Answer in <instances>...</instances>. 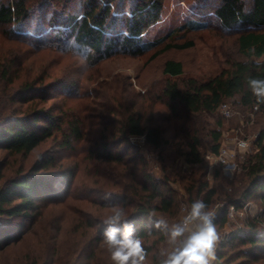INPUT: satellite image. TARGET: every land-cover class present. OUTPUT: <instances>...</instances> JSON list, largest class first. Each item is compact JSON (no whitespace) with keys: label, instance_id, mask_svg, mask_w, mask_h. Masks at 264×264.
Returning a JSON list of instances; mask_svg holds the SVG:
<instances>
[{"label":"trees","instance_id":"trees-1","mask_svg":"<svg viewBox=\"0 0 264 264\" xmlns=\"http://www.w3.org/2000/svg\"><path fill=\"white\" fill-rule=\"evenodd\" d=\"M216 1L190 0L192 15L198 20L186 31L199 32L215 25L227 36L236 35L232 54L226 53L218 70L206 75H185L182 61L168 58L162 63L160 76L139 92H131L130 101L119 97L113 102L107 97L104 130L108 132L82 150L84 159L90 161L86 170L90 181L78 180L74 169H57L51 151L41 152L26 170L12 176L4 178L0 168V253L30 237L33 241L17 258L18 264H113L103 243L105 218L86 213L79 206L71 208L69 215L72 222L85 225L82 233L86 237L81 235L79 243L75 244L73 233L61 238V224L35 235L48 217V206L78 198L101 209L123 207L127 222L135 226L145 249L144 264H160L165 257L159 254L158 243L168 235L165 219L176 215L178 201L167 184L165 166L164 175L156 177L138 148L129 142V135H143L155 149L168 144L186 162L197 165L181 176L191 204L201 200L209 211L224 194L225 204L214 215L216 226L224 224L229 205L241 208L249 200L260 204L261 211L248 218L245 228L235 229L217 242L212 264H264V103L257 104L247 84L249 78H264V0ZM164 4L165 0H0V27L7 38L38 50L86 58L78 70L70 68L52 80L37 76L21 82L10 100L29 105L18 111L11 107L8 114L0 107V150L26 156L46 140L58 138L59 149L79 152L87 130L85 117L63 108L64 104L56 110L58 107L43 104L55 92L63 99L88 97L79 74L105 58L140 56L161 47L151 55L155 57L170 48L191 47L193 42L187 39L164 42L169 36L145 40L163 16ZM11 67L12 63L0 60V81L11 84L19 77ZM235 98V106L242 113L257 105L250 121L257 132L253 151L245 156L241 170L231 180L216 164L215 184L210 186L205 149L218 152L220 129L226 120L218 114V106ZM157 105L169 115L159 118L154 113ZM171 120L177 128L169 136L166 123ZM158 222L161 227L155 226ZM47 239L55 241L53 248L49 244L50 250L46 246L38 252L36 240L46 244Z\"/></svg>","mask_w":264,"mask_h":264},{"label":"rangeland","instance_id":"rangeland-1","mask_svg":"<svg viewBox=\"0 0 264 264\" xmlns=\"http://www.w3.org/2000/svg\"><path fill=\"white\" fill-rule=\"evenodd\" d=\"M216 0H210V3L215 4ZM192 7L190 0H165L163 16L154 26L148 31L146 41L156 40L164 36H169L164 42L168 40L180 43L184 40H191L193 45L186 49H167L155 57L151 55L159 50L152 49L140 56H130L124 54H117L109 58H105L98 62L93 69H89L85 74H79L84 88V93L87 92L88 97L79 99H63L60 93H56L54 97L49 98L43 105L55 106L59 109L60 105L64 104L65 109L72 111H78L81 116L85 117L87 125L85 139L82 142V148L77 153L64 152L63 149H59L58 138L48 139L40 144L34 151L29 155H12L4 150H0V168L2 174L5 177L12 176L21 170H26L31 164L32 160L41 152L51 151L56 156V168L57 169H74L76 176L81 182L90 181L89 176H86V170L89 166L87 159H84L83 148L91 146L97 138L104 131V122L108 116V110L106 108V99L111 98L113 102L119 97H123L126 102L130 101L131 92H139L142 88L147 86L153 80L160 76L162 63L168 59H176L182 61L184 65L185 75L188 74H212L218 70L221 64L222 58L227 54H232L235 48V36L230 34L229 36L222 33L219 28H215V25H210L207 29L199 32H188L186 28L191 22H196L198 18L192 15ZM0 60L3 63H12L14 73L18 72L19 77L14 83H6L0 81V107L3 108L2 113L8 114L11 112V107L15 108L16 111L24 110L27 105H23L19 101L10 100V95L13 94L21 82L26 79H32L40 76L44 77L46 81L52 80L53 78L60 77L67 72L70 68L77 69L78 65L81 64V60L73 57L61 55L58 51L53 50H38L35 47L28 44L12 40L7 38L0 27ZM82 69V68H81ZM81 72V71H80ZM129 93L127 94V92ZM59 92V91H58ZM235 99L226 100L234 112L232 118L225 120L224 125L221 127L222 132V143L223 144L227 136H237L238 138L244 137V135L250 140L248 148L244 151V157L238 155L236 158V166L234 170L222 168L223 175L229 180L234 177V174L239 172L241 169V163L249 153L253 151L252 140L255 138L257 132L252 128L251 122L247 121V115L250 112L242 113L235 106ZM93 107V108H91ZM161 108V110H160ZM162 105L155 107V114L159 118H164L169 115L166 109L162 110ZM92 111V112H91ZM97 112V113H96ZM218 114L220 112L218 111ZM246 114V115H245ZM100 115L96 118L95 116ZM221 115V114H220ZM111 118V116H110ZM117 119V117H115ZM113 119L112 121L114 122ZM210 122V121H209ZM114 124V123H113ZM176 122L173 120L166 123L168 134L171 136L176 131ZM240 131V132H238ZM238 135H235L237 134ZM129 142L138 148V152L143 156L147 163L148 170L156 177H162L164 175L163 165L167 171V184L170 186L175 194L178 201V207L181 203L186 202L191 206L188 201V194L181 182V176L189 174L196 164L188 163L184 158L177 152L174 151L170 145H164L160 150L155 149L148 144L143 135H129ZM175 148L176 144L172 143ZM209 145L206 143L205 147ZM79 147V144H77ZM208 147V146H207ZM78 150V149H77ZM76 150V151H77ZM210 149H205V155ZM204 155V156H205ZM206 158V157H205ZM207 160V171L206 179L210 186L215 184L213 180V167L216 165L212 160ZM225 190H230V187H225ZM224 190V191H225ZM219 202L224 203V194L219 195L215 200L211 210L214 215L219 211ZM249 206L243 210V214H235L232 218L226 217L224 224L216 226L220 240L224 239L227 234H230L235 229H242L246 227L248 218L254 217L261 211L260 204L257 201H247ZM246 202V203H247ZM222 205V206H223ZM74 206L81 207L82 211L90 213L95 216H101L106 218L111 214L112 208L101 209L97 205L90 206L87 201H79L76 199H69L67 203L62 204H51L48 206L47 211L48 217L41 224V227L35 231V235L43 233L44 229L58 228V224H61L63 232L61 238L72 235L75 236V244L79 243L83 231H85V225H80L72 222L69 219L71 208ZM177 207L176 215L165 219L167 227L170 229L174 224L180 223L181 214ZM65 213V214H64ZM64 214V215H63ZM255 214V215H254ZM52 230V229H50ZM91 230V229H90ZM86 229V232H90ZM45 233L44 235H46ZM87 235L89 233H86ZM86 237V235H83ZM35 240V239H34ZM48 240V239H47ZM33 239L28 237L19 245L9 248L7 251L0 253V264H18L17 258L21 256L26 250L29 249ZM38 243V252L45 249L47 245H52L55 241L52 239L49 242L42 243V240H36ZM44 242V241H43ZM216 242V249H217ZM68 243H71L69 240ZM48 250L51 247L47 246ZM169 234L167 237L158 243V252L163 257L166 256L170 250ZM260 264V263H257Z\"/></svg>","mask_w":264,"mask_h":264},{"label":"clouds","instance_id":"clouds-1","mask_svg":"<svg viewBox=\"0 0 264 264\" xmlns=\"http://www.w3.org/2000/svg\"><path fill=\"white\" fill-rule=\"evenodd\" d=\"M85 62L86 58H81V63ZM247 84L257 104L264 103V78H249ZM102 222L106 225L103 243L113 264H144L145 249L135 226L127 222L123 207L114 205ZM167 231L171 247L160 264H212L219 235L214 213L206 209L203 201H194L181 222Z\"/></svg>","mask_w":264,"mask_h":264},{"label":"built area","instance_id":"built-area-1","mask_svg":"<svg viewBox=\"0 0 264 264\" xmlns=\"http://www.w3.org/2000/svg\"><path fill=\"white\" fill-rule=\"evenodd\" d=\"M256 109H257V105H254L253 110L248 113V115H247V121L248 122L253 120L254 112ZM218 111L220 112L221 116L226 120L232 118V116L234 114V112L230 108L229 104L225 101H223L219 104ZM238 132H240V131H238ZM238 132L235 135H238ZM134 136H136V135H134ZM249 144H250V140L245 135L243 138L242 137L238 138L237 136H234V135L233 136H227L225 142L223 144H221L217 153H213V152L209 151L206 153L205 157L208 160H212L216 164L219 163L222 166V168L224 169V171H226V169L234 170V167L236 166L235 161H236L237 156L242 155V157H244V155H243L244 151L248 148ZM222 205H223V203L219 202L218 208L222 207ZM247 206H249L248 202L245 203L243 205V207H241V208L235 207L234 205H229L226 209V217L232 218L235 214H237V215L243 214L242 209H245ZM189 210H190V205L188 203H186V202L181 203V205L179 207V211L181 214V220L184 218V216L187 215V212ZM215 251H216V246H215L214 253H215Z\"/></svg>","mask_w":264,"mask_h":264}]
</instances>
